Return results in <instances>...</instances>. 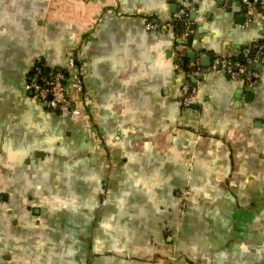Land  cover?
<instances>
[{
    "label": "crops",
    "instance_id": "1",
    "mask_svg": "<svg viewBox=\"0 0 264 264\" xmlns=\"http://www.w3.org/2000/svg\"><path fill=\"white\" fill-rule=\"evenodd\" d=\"M244 11L0 0V264H264V52L252 87L174 64L264 39V9ZM34 62L65 71L68 116L24 89Z\"/></svg>",
    "mask_w": 264,
    "mask_h": 264
},
{
    "label": "built area",
    "instance_id": "2",
    "mask_svg": "<svg viewBox=\"0 0 264 264\" xmlns=\"http://www.w3.org/2000/svg\"><path fill=\"white\" fill-rule=\"evenodd\" d=\"M244 6V15L248 20L253 10L264 9V0H239ZM187 11L180 6L172 12V24L181 22V29L178 30V37H185L189 30V20L186 17ZM144 26L147 29L157 28L163 24L154 18L145 17ZM170 22V23H171ZM264 52V39H254L242 44L235 54L221 55L213 54L208 64L202 66L198 58L189 65L188 74L193 77L204 72L218 70L222 71L230 78L239 79L246 87H252L259 78L256 63L260 60ZM176 67H181L179 58L174 62ZM182 68V67H181ZM64 70L55 69L50 72H42L41 66L34 62L26 71L24 79V89L30 93L49 111L58 116H68L72 111L71 101L65 91ZM180 104L189 106L195 102L196 86L189 81L180 84Z\"/></svg>",
    "mask_w": 264,
    "mask_h": 264
},
{
    "label": "trees",
    "instance_id": "3",
    "mask_svg": "<svg viewBox=\"0 0 264 264\" xmlns=\"http://www.w3.org/2000/svg\"><path fill=\"white\" fill-rule=\"evenodd\" d=\"M174 25L176 28H178V29L180 28L179 21L175 22ZM179 62H180L181 67L183 68V70L188 71V69H189V65H188L189 64V58H187L185 55H182L179 57ZM64 73H65V71H64ZM64 75L66 76V73Z\"/></svg>",
    "mask_w": 264,
    "mask_h": 264
},
{
    "label": "water",
    "instance_id": "4",
    "mask_svg": "<svg viewBox=\"0 0 264 264\" xmlns=\"http://www.w3.org/2000/svg\"><path fill=\"white\" fill-rule=\"evenodd\" d=\"M183 41H185V40H183ZM192 55H193V53L190 52L189 56H192ZM200 59H201V63H202V64H206V63H207V56H205V55L200 56ZM29 93H30V91H29ZM192 105H193V104H192Z\"/></svg>",
    "mask_w": 264,
    "mask_h": 264
}]
</instances>
